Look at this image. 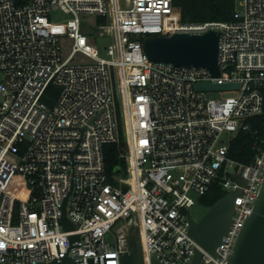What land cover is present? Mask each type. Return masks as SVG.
I'll use <instances>...</instances> for the list:
<instances>
[{
	"label": "built area",
	"instance_id": "obj_1",
	"mask_svg": "<svg viewBox=\"0 0 264 264\" xmlns=\"http://www.w3.org/2000/svg\"><path fill=\"white\" fill-rule=\"evenodd\" d=\"M57 10L68 16L59 25ZM209 30L219 32L218 77L150 62L143 50L147 37ZM201 82L237 88L201 92ZM263 91L264 0L202 23L184 21L172 0H0V264H120L131 229L145 264H191L196 250L203 264H227L264 180ZM240 133L252 139L247 164L229 156ZM121 137L124 166L108 169L104 148ZM214 183L238 191L215 256L188 222ZM66 199L74 231L62 223Z\"/></svg>",
	"mask_w": 264,
	"mask_h": 264
},
{
	"label": "water",
	"instance_id": "obj_2",
	"mask_svg": "<svg viewBox=\"0 0 264 264\" xmlns=\"http://www.w3.org/2000/svg\"><path fill=\"white\" fill-rule=\"evenodd\" d=\"M219 32L209 30L200 35L176 34L170 37H147L144 40L143 50L148 60L153 63H171L187 68H206L212 76L218 77ZM196 90L211 92L231 90L237 88L235 84H213L201 82L196 84ZM238 191L227 194L205 214L195 221L188 217L189 235L204 251L215 256V250L221 238L226 234L233 212L234 198ZM63 203L62 223L66 231H74V226L66 218ZM253 207L250 215L245 217L231 254H227V264H264V180L256 198L251 200ZM79 240L78 236H70V249ZM201 251L196 250L191 264H203ZM42 264H79L73 257L65 256L59 261ZM120 264H145L142 244L139 233L131 241V252H125L120 257ZM149 264H161L151 257Z\"/></svg>",
	"mask_w": 264,
	"mask_h": 264
},
{
	"label": "trees",
	"instance_id": "obj_3",
	"mask_svg": "<svg viewBox=\"0 0 264 264\" xmlns=\"http://www.w3.org/2000/svg\"><path fill=\"white\" fill-rule=\"evenodd\" d=\"M173 7L180 11L182 19L186 22H227L231 21L235 13V0H172ZM96 24L104 22V19L96 17L93 19ZM85 34H94V27L83 28ZM57 90L50 85L42 100L51 106L54 103ZM264 94V91H263ZM119 144L106 145L104 148L105 163L108 169L119 165L124 166L120 160L119 153L122 151L123 139ZM252 139L247 133H240L232 142L229 156L241 163L247 164L252 158ZM226 195L221 187L214 183L210 191L201 198L200 203L207 209L218 202ZM134 229L129 232V240L134 238Z\"/></svg>",
	"mask_w": 264,
	"mask_h": 264
},
{
	"label": "rangeland",
	"instance_id": "obj_4",
	"mask_svg": "<svg viewBox=\"0 0 264 264\" xmlns=\"http://www.w3.org/2000/svg\"><path fill=\"white\" fill-rule=\"evenodd\" d=\"M241 2L242 0H235V10L240 11L241 10ZM51 18L54 22H56L58 25L60 22L65 21L68 16L63 14L61 11L57 10V11H53L51 12ZM60 31H64L63 28L60 29ZM108 40L107 39H99L98 41L95 40L94 44L96 45V47L98 48V55L100 57H105V52L102 49V46L104 47L106 44H108ZM237 94L235 92H225V93H220V92H216V93H210L209 97L210 98H220V97H234ZM207 211V208L204 207L203 205H201L200 202H198L193 208L190 209V215L193 217V219L195 221H198ZM134 235H136V231H133ZM112 240H110L108 238V242H111Z\"/></svg>",
	"mask_w": 264,
	"mask_h": 264
},
{
	"label": "bare ground",
	"instance_id": "obj_5",
	"mask_svg": "<svg viewBox=\"0 0 264 264\" xmlns=\"http://www.w3.org/2000/svg\"><path fill=\"white\" fill-rule=\"evenodd\" d=\"M147 259H148V257H147Z\"/></svg>",
	"mask_w": 264,
	"mask_h": 264
},
{
	"label": "flooded vegetation",
	"instance_id": "obj_6",
	"mask_svg": "<svg viewBox=\"0 0 264 264\" xmlns=\"http://www.w3.org/2000/svg\"><path fill=\"white\" fill-rule=\"evenodd\" d=\"M208 209H209V208H208ZM208 209H207V210H208Z\"/></svg>",
	"mask_w": 264,
	"mask_h": 264
}]
</instances>
